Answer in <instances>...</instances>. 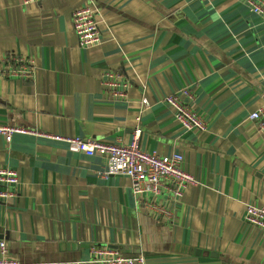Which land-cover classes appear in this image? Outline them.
<instances>
[{"label": "crops", "instance_id": "obj_1", "mask_svg": "<svg viewBox=\"0 0 264 264\" xmlns=\"http://www.w3.org/2000/svg\"><path fill=\"white\" fill-rule=\"evenodd\" d=\"M86 5L102 35L92 48L72 21ZM14 57L32 58L36 75H0V125L106 143H130L140 126L145 151L182 154L199 184L180 198L136 194L129 177L103 176L100 155L0 135V166L19 177L0 203L8 257L95 264L91 247L109 245L139 264H264V230L245 221L248 204L264 207V128L250 117L264 109V19L244 0H0V73ZM116 72L125 98L108 83ZM172 94L205 131L180 125Z\"/></svg>", "mask_w": 264, "mask_h": 264}, {"label": "built area", "instance_id": "obj_2", "mask_svg": "<svg viewBox=\"0 0 264 264\" xmlns=\"http://www.w3.org/2000/svg\"><path fill=\"white\" fill-rule=\"evenodd\" d=\"M43 0H22L25 5L41 2ZM250 11L264 19V0H244ZM73 27L83 48H92L102 42L99 21L96 11L90 5L77 8L72 17ZM4 78H19L32 80L36 75V65L32 58L14 57L1 71ZM107 76V75H106ZM109 81L116 89L113 95L116 99L127 96V82L120 72L108 75ZM185 94L190 95L188 90ZM164 102L171 110L180 125L187 130L203 132L206 123L202 117L183 102L178 94L166 95ZM252 120L260 121L264 128V109L251 113ZM14 134H33L45 136L50 139L65 141L73 152L93 153L105 158L106 165L103 176L124 175L130 178L132 188L136 194L145 191L154 195L169 193L173 198H180L189 185L199 184V180L183 168L184 157L180 153L171 156L159 155L145 151L140 143L142 128L138 126L130 143H106L98 139L83 138L80 136L63 137L61 135L46 134L31 131L12 125H0V135L7 143L11 142ZM19 187L18 172L9 166H0V203H6L15 195ZM245 221L248 225L264 230V207L248 204L245 211ZM0 264H22L16 258L8 257L7 246L0 240ZM90 262L97 264H139L144 261L142 256H125L116 248L109 245H93L91 247Z\"/></svg>", "mask_w": 264, "mask_h": 264}]
</instances>
